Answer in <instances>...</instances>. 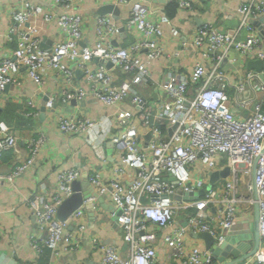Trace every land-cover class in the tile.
<instances>
[{"label": "built area", "instance_id": "1", "mask_svg": "<svg viewBox=\"0 0 264 264\" xmlns=\"http://www.w3.org/2000/svg\"><path fill=\"white\" fill-rule=\"evenodd\" d=\"M117 1L129 5L128 19L119 24L112 14L99 15L94 44L85 41L86 18L78 8L83 0H55L59 13L30 0L12 5L13 25L5 39L16 41L17 46L9 55L0 56V90L20 84L23 69L39 85L45 83L47 72H56L68 85L63 84L59 94L46 96L47 109L88 98L115 108L110 126L88 116L57 115L55 119L59 131L82 135L93 148L98 138L113 144L108 153L117 158L112 177L105 179L102 170L93 168L87 178L94 191L110 195L117 211L112 216L128 251L123 255L115 245L102 244L103 264H215L217 258L209 249L191 243L190 232H208L220 244L232 233L239 210H254L256 204L259 247L240 262L264 264V67L242 74L223 65L229 52L234 57L227 62L247 63L252 53L264 64V0L241 4L242 17L234 32L220 30L210 21L187 35L173 26L178 49L167 53V73L159 80L153 78L149 63L165 55L162 26L170 17L152 18L148 0ZM196 1L177 0L180 8L191 11ZM34 16L55 22L59 28V40L50 49L40 47L36 27L26 29ZM122 34L134 38L122 44ZM187 49L197 55L191 69L175 63L176 56ZM75 70L81 72L86 86L74 83ZM246 91L250 95L244 97ZM28 103L36 107L34 100ZM243 112L247 114L242 116ZM46 139L44 131L29 139L26 159L10 173L0 174V179L12 180L34 165ZM18 148V136L0 121V158L4 151ZM101 150L97 156L105 160ZM226 167L228 176L211 183L210 173ZM81 175L77 167L59 170L58 187L50 199L38 194L29 198L39 229L33 246L39 253L49 249L55 256L79 246L86 228L81 219L84 206L88 202L94 205L97 198L84 199L65 220L58 218L57 211L72 195V184ZM177 188L182 190L180 200L174 197ZM200 189H204L203 195L185 198ZM72 222L76 225L73 230ZM161 241L167 247L168 263L158 260Z\"/></svg>", "mask_w": 264, "mask_h": 264}, {"label": "crops", "instance_id": "2", "mask_svg": "<svg viewBox=\"0 0 264 264\" xmlns=\"http://www.w3.org/2000/svg\"><path fill=\"white\" fill-rule=\"evenodd\" d=\"M22 0H0V56L9 55L16 48L17 42H8L5 38L13 20L9 14L12 5L18 4ZM41 4L48 10L61 12L55 0H30ZM172 1V0H171ZM247 0H197L195 10L180 8L174 17H170L169 22L163 23L165 55L154 59L149 63L155 80L167 73L166 64L170 62V55L178 49L176 40L172 36L171 28H179L181 35H187L194 28L204 22H214L220 30L234 32L238 27L242 13L239 7ZM168 0H148V5L152 13V18L156 19L167 14L166 6ZM113 3L119 7V18L113 19L119 24L128 19L129 5L122 4L117 0H83L78 7L79 11L85 15V41L94 44L96 40V21L99 16L98 10L104 4ZM111 14V13H107ZM255 25L260 28V22L255 21ZM26 29L36 27L42 49H50L54 42L59 40V28L55 22H47L42 16L30 18L25 25ZM264 44V33H262ZM122 44H127L134 38L133 35H119ZM116 43V41H115ZM167 53H170L168 55ZM176 62L191 69L196 63V53L190 49L182 50L176 56ZM249 61L238 63V61L227 62L225 66L230 71L240 70L242 74L254 67L249 66L252 60H259L252 53L248 56ZM172 59V58H171ZM23 69L21 72V83L10 85L5 90H0V121H5L11 132L19 138V148L4 151L0 158V174L10 173L14 166L27 157V141L36 138L40 131L46 133L45 144L40 148L34 165L27 168L21 175L12 180L0 179V264H103L102 244H112L127 254V244L123 239V232L112 216L117 213L107 194L105 201L111 208H105L98 199L95 200L94 209L85 207V214L81 218L86 228L80 239V244L74 251H62L59 255L53 256L50 250L39 253L33 246V237L39 235L38 224L33 210L28 204L29 198L35 195L44 196L50 199L58 187L57 172L73 167L81 170L82 175L78 179L83 191H93L87 175L93 168L102 170L103 177L108 179L113 175V167L117 164L108 154L109 147L101 139L95 141L94 148L88 144L82 135H71L63 133L57 129L55 119L57 115L63 116H88L94 120H103L105 126H110L115 113V108L107 106L93 98L85 101L70 100L66 103H57L55 108L46 109L44 116H41L42 106L45 105L46 96L57 93L67 84L56 72L45 74V83L39 85L31 80ZM74 83L86 86L82 74L75 70ZM233 78V82H235ZM152 89V88H149ZM233 93L234 89L229 88ZM249 91L245 96H249ZM36 102V107L31 108L29 100ZM127 107H131L127 104ZM34 110L35 113L30 112ZM37 111V112H36ZM243 112L241 115H246ZM106 144V145H105ZM104 150L105 160L99 158ZM133 176L134 172L129 171ZM255 218L256 209L244 210L241 208L237 214L234 229L230 235L239 236L240 239L235 244L245 243L248 246L255 245ZM70 229H75V222L71 223ZM191 243H196L200 249H206L202 239L193 238ZM188 243L190 240L188 239ZM158 249V260L160 263H168V251L164 242L161 241ZM53 256V257H52ZM228 256L226 260H230ZM181 264V263H180ZM215 264H219L216 260ZM240 264H243L240 262Z\"/></svg>", "mask_w": 264, "mask_h": 264}, {"label": "water", "instance_id": "3", "mask_svg": "<svg viewBox=\"0 0 264 264\" xmlns=\"http://www.w3.org/2000/svg\"><path fill=\"white\" fill-rule=\"evenodd\" d=\"M168 1H171V0H168ZM119 12H120V10H119L118 5L113 4V3L104 4L98 10L99 15L111 13L112 16L116 19L119 18V15H118ZM233 57H234L233 52H229L227 55V58H225V60L223 62V65L228 61V58H233ZM109 64H111V63H109ZM249 66L257 68V69H261L264 67V64L259 59L256 61L252 60V62H249ZM78 72H80V71H78ZM46 99H47V97H46ZM46 109H47L46 104L45 105L43 104V106L41 108V110H42L41 116H44ZM150 135H151L150 133L147 134L146 138L148 139L150 137ZM112 145H113L112 142H110V141L107 142V146L109 147L108 153L112 152V148H111ZM258 159H259V157H257L255 159V163H254V167H253V174L254 175H255ZM229 171H230L229 167H226L220 171H212L210 173L211 183H214L219 177H227L229 174ZM80 185H81L80 181L75 180L72 184V187H73L72 195L69 196L68 198H66L62 202V204L59 206L58 211H57V216L60 220H65L66 218H68V216L75 209H77L78 207H80L83 204L84 199L88 198L89 196H95L102 203V205L105 208H111L112 207L111 205H109L105 201L104 195H101L94 190L91 192L83 191L81 189ZM203 194H204V189H200L197 192H190V193L185 194V198L186 199H193V198H197ZM86 206L88 208L94 209V205L92 202L86 203ZM255 209H256V218H255L256 229H255V245L253 246V248L251 246H248L245 243L235 245L242 235H239V236L228 235L222 243L217 244V243H215L214 237L208 232L191 231L190 233L194 238L202 239L204 241L206 249H209L216 256L217 260L219 261V264H235V263H238L240 261H243L244 259H246L250 255H252L257 250V248L259 247L260 231H259V227H258V222H259L258 204H256ZM228 256H231L233 258H231L230 260H226L228 258Z\"/></svg>", "mask_w": 264, "mask_h": 264}, {"label": "trees", "instance_id": "4", "mask_svg": "<svg viewBox=\"0 0 264 264\" xmlns=\"http://www.w3.org/2000/svg\"><path fill=\"white\" fill-rule=\"evenodd\" d=\"M179 9H180V7H179L177 0H172L166 6L167 15L169 17H174L177 14V12L179 11ZM46 250H48V249H46Z\"/></svg>", "mask_w": 264, "mask_h": 264}, {"label": "rangeland", "instance_id": "5", "mask_svg": "<svg viewBox=\"0 0 264 264\" xmlns=\"http://www.w3.org/2000/svg\"><path fill=\"white\" fill-rule=\"evenodd\" d=\"M198 165H200V163ZM181 193H182L181 188H177L176 194L174 195V197H175L176 200H180L182 198L181 197Z\"/></svg>", "mask_w": 264, "mask_h": 264}]
</instances>
